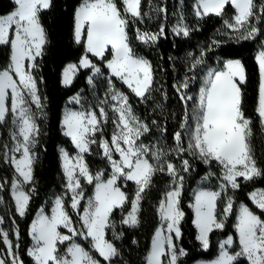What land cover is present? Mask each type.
I'll return each instance as SVG.
<instances>
[{
  "label": "snow or ice",
  "instance_id": "1",
  "mask_svg": "<svg viewBox=\"0 0 264 264\" xmlns=\"http://www.w3.org/2000/svg\"><path fill=\"white\" fill-rule=\"evenodd\" d=\"M122 7H118L117 0H81L74 14V38L77 43L86 40V54L79 64L83 68H92L96 73L100 69L89 59L87 53L104 58L106 52H111L112 59L108 61V68L112 75L119 77L136 96L146 98L153 84V68L147 59L134 54L129 44L128 26L130 18L143 19L141 12L142 0H120ZM17 7L6 16H0V44L11 43V65L0 70V122H4L9 111L15 113L13 123L17 131L13 132L12 146L4 144L0 147L4 151L6 162L14 165L17 177L11 181L12 196L15 200V209L23 217L26 215L32 197V191L25 190V185L34 182V163L36 155L33 148L38 143L40 134L39 125L31 112V104L42 107L41 97L38 94L37 81L31 74L36 67L35 61L41 56L43 46L47 42L46 31L41 23V13L52 6V0H15ZM235 10L234 22L225 21L226 26L233 31L246 30L244 39L254 38L261 32L253 23L259 20L257 10L264 13V4L257 5L256 0H197L195 14L198 17L215 14L222 15L226 6ZM161 12L166 9L161 8ZM247 26V27H246ZM186 25H177L173 28L176 35H189ZM10 32L14 38L10 40ZM164 34L161 27L157 33L140 32L137 30V39L149 43L157 41ZM259 65L260 82L258 86L257 115L264 122V50L259 51L256 57ZM25 61H28L26 67ZM203 63L196 59L189 71ZM78 70L77 65L71 64L64 71V84L72 83V78ZM203 86L199 89L197 104L196 126L192 130L191 140L186 149L181 144V132L174 134L178 147L177 154L191 150L204 162H218L223 168V180L220 191H199L195 196L193 207L196 212V226L199 229L198 239L204 249L209 247V234L214 229H223V219L217 217V201L222 192L229 188L238 189V178L252 180L264 176V169L257 167L252 154L250 137L252 135V120L245 115L242 109L241 84L246 81L245 67L240 60H229L225 70H210L206 73ZM18 78V79H17ZM89 77V82H91ZM190 77L177 86L181 93L180 99L187 103L191 96L185 95L183 90L189 87ZM11 93V108L6 103ZM27 97V98H26ZM113 100L119 101L116 106L118 120L117 132L113 133L110 141L105 139L101 147L103 155L109 160L112 174L107 180H102V173H91L84 160V153L90 151V145L96 140L92 137L100 131L101 121L96 112L69 111L65 114L63 124L65 135L71 137L79 153L73 159L65 151V169L67 175V189L71 193V209L80 207L84 198L81 177L88 184L95 183L94 199H89L88 206L83 212L82 223L85 231L80 232L73 226L72 217L65 209L63 197L55 201L52 215L41 212L39 219L32 224L35 246L30 255L35 258L36 264H101L89 251L78 243H71L66 253L61 255L59 245L65 241H73L74 237L83 235L91 238L92 247L104 261H111L119 255L117 247L106 239V230L114 228L111 216L114 210L130 204L126 218L121 223L135 226L139 223L138 213L142 194L150 187L152 178L157 172H167L172 176L174 187L166 193L165 200L159 204L161 217L168 221L167 235L164 230H158L151 245V252L147 264H177L179 256L186 255L183 249H178L173 242V236L179 238V227L184 212L180 210V196L184 177L179 174L174 163L162 162L164 155L161 149L154 146L138 144L137 141L144 133L149 132L147 124L142 123L132 114L128 105V98L123 93H116ZM79 103L78 97H73ZM102 116H106L100 109ZM155 123V122H153ZM183 128L184 125L182 124ZM113 153L119 154V159L113 158ZM11 154V155H9ZM17 154H19L17 156ZM155 161V163L153 162ZM189 161L182 160V170L188 171ZM135 182L137 189L134 198L128 197L121 190V179ZM179 182V183H177ZM6 179H0V190L7 186ZM2 199V197H0ZM251 199L260 210H264V191L253 192ZM233 212V200L228 198L222 213L226 216ZM264 212L258 215L248 206L239 208L238 240L240 251L229 252L227 245L233 244L229 237L220 245L219 256L212 264H235L239 257L244 256L250 264H264ZM4 217L0 216V224ZM61 226L68 229L70 234L60 231ZM16 235H19L17 229ZM118 238V237H117ZM0 239L8 246L12 256L11 264H24L13 252L14 245L9 234L0 229ZM167 245V247H166ZM15 247H18L16 245ZM167 257L165 262L164 258ZM0 264H7L0 258Z\"/></svg>",
  "mask_w": 264,
  "mask_h": 264
},
{
  "label": "trees",
  "instance_id": "2",
  "mask_svg": "<svg viewBox=\"0 0 264 264\" xmlns=\"http://www.w3.org/2000/svg\"><path fill=\"white\" fill-rule=\"evenodd\" d=\"M81 0H52V6L43 10L40 16L41 23L46 31L47 42L43 46L41 56L37 57L32 73L34 74L38 92L43 102V113L37 116L40 134L38 143L33 148L36 155L34 163V182L27 184V190L32 191L28 211L21 217L15 209L11 195V181L15 177L14 166L4 159L3 148L0 147V179H6L8 184L0 190V195L8 205L7 210L0 211L5 224L17 225L19 230V253L24 264H34L28 247L31 243L29 233L30 224L39 208H49L55 195L66 189V176L61 163V147L65 146L70 151L75 148L71 139L63 132L62 115L69 98L87 85L89 69H81L69 85H64L62 80L63 70L70 62L78 61L85 54L84 42L77 43L74 38V14ZM195 0H142L141 12L143 19L136 18L128 26L129 44L133 52L148 58L153 67V84L146 98L136 96L124 83L115 79L119 88L127 94L133 109L149 127V132L144 134L143 141L150 142L164 153L163 163H174L179 174L184 177V187L180 199V207L184 212L181 222L180 245L185 249L186 255L182 256L178 264H192L199 258L211 259L218 253L219 239L232 235L235 245L232 250L239 249L238 236L235 229L237 219V203H245L252 211L260 215V210L250 198L249 193L255 188H264V176L252 180L239 178L240 187L229 189L218 200L217 216L222 217L225 199L233 195L235 202L233 212L225 220L223 229H214L209 234L210 246L204 249L198 239V231L194 222V212L190 206L191 192L197 180L209 170L221 174L220 165L212 161L204 162L191 150L177 154L178 147L174 134L181 132V144L186 149L189 144V134L193 126V115L198 104V92L201 87L207 67L217 65L223 59H239L245 67L246 81L241 84L242 109L245 115L252 120L251 147L256 164L264 169V124L257 115L258 86L260 82L259 65L256 59L258 48L264 43V13L257 10L259 20H253L261 32L254 38L244 39L246 30L233 31L229 29L225 20L233 12L232 6H227L225 12L217 16L209 14L198 17L194 11ZM257 5L264 4V0H256ZM118 7H122L117 0ZM14 0H0V15H5L16 8ZM166 9L161 12L160 9ZM177 25H186L189 35H176L173 28ZM164 28V34L155 42L145 43L137 39V30L140 32L157 33ZM247 27V26H246ZM11 40V38H10ZM11 43L0 44V70L7 68L11 61ZM109 58L103 59L91 55L95 64H104ZM196 59L203 63L189 71ZM190 77L189 87L183 90L185 95L192 100L183 102L181 93L177 91L185 79ZM11 113H8L4 122H0V146H11V130L13 127ZM155 122V123H153ZM184 125L182 128L181 125ZM110 141V133L106 134ZM189 161L187 172L182 170V160ZM86 161L92 172L101 169L110 170L108 159L103 156L102 149L97 143L91 146L86 155ZM173 177L166 171L157 172L152 178V183L142 194L139 210V223L135 226L122 224L121 221L130 210V204L114 210L111 221L114 228L107 229L106 237L118 249L119 255L111 261H104L99 253L86 245L101 264H145L150 250L152 238L160 223L159 204L164 199L173 183ZM122 185V183H121ZM127 196L134 197L135 183L128 181L122 186ZM87 194V193H86ZM66 207L76 224L80 223V212L72 211L69 200ZM83 206L80 207V210ZM79 210V211H80ZM264 218V215H262ZM10 226L9 228H11ZM11 237L14 234L11 231ZM118 237V238H117ZM0 250L9 264L6 246L0 239ZM235 264H249L242 257Z\"/></svg>",
  "mask_w": 264,
  "mask_h": 264
},
{
  "label": "rangeland",
  "instance_id": "3",
  "mask_svg": "<svg viewBox=\"0 0 264 264\" xmlns=\"http://www.w3.org/2000/svg\"><path fill=\"white\" fill-rule=\"evenodd\" d=\"M15 1V0H14ZM196 4H197V0H195V3H194V9L196 7ZM17 7V6H16ZM227 7V6H226ZM15 10V9H14ZM14 10H12L11 12H13ZM195 11V10H194ZM11 12L5 14V15H0V16H6V15H9ZM235 15V10L233 8V12L231 14H228L227 17H226V20L225 21H228V22H234L233 21V17ZM10 38H14V35L10 32ZM81 42H84L85 44V54H86V40L85 39H82ZM80 43V42H79ZM261 50H264V43L258 48L257 50V55L259 53V51ZM84 54V55H85ZM135 54V53H134ZM83 55V56H84ZM89 59L91 60V53H87ZM139 57H143L144 59H147L148 61H150L148 58H146L145 56H142V55H138V54H135ZM82 56V57H83ZM105 56H109V58L104 62V64H95L92 60V63L98 67L100 69V72L99 73H96L94 71V69L92 68H83L82 66H80L79 62L80 60L82 59V57L76 61V62H70L68 65H66L65 69L71 65V64H75L77 65V68L78 70L76 71L75 75L73 76L72 78V82L74 81V79L76 78V76L78 75L79 71L81 69H89V74L87 76V85L86 87H83L79 92L75 93L74 95H72L69 100H68V104L65 106L64 110H63V115H62V126H63V132L65 134V127H64V124H63V120H64V116L67 112L69 111H84V112H89V111H94L96 112V115L98 117V119L101 121V123L98 125V127L100 128V131H98L94 137H92L93 139L96 140V143L98 141V138H99V146L100 148L102 149L101 147V144L102 142L106 139V134L107 133H110V135L112 136L113 133L117 132L118 129L116 127V123H117V120H118V112L116 111V106H118L119 104V101H115L113 100V96L116 94V93H123L125 96H127V94L125 92H123L119 86L117 85L115 79H117L119 82L121 83H124L119 77H115L112 75V72H111V69L108 68V61H110L112 59V54L111 52H106L105 53ZM100 58V57H98ZM102 59V58H100ZM229 60H239V59H231V58H227V59H223L222 61H220V63H218L217 65H212V66H209L206 68L205 70V73H204V77H203V81H202V84H201V87L203 86L204 84V81L205 79L207 78L206 77V73L210 70H225V65L227 63V61ZM12 61H10V64L9 66L11 65ZM28 61H25V65L27 67L28 65ZM151 63V62H150ZM152 65V64H151ZM8 66V67H9ZM7 67V68H8ZM5 68V69H7ZM153 68V67H152ZM65 69L63 70V78H64V71ZM4 70V69H3ZM32 70L33 68L31 69V74L33 75V77L35 78L34 74L32 73ZM153 76H154V73H153ZM89 77H91V82H89ZM18 79V78H17ZM36 79V78H35ZM37 81V80H36ZM64 83V82H63ZM125 84V83H124ZM65 85V84H64ZM69 85V84H68ZM127 86V84H125ZM38 87V85H37ZM128 87V86H127ZM200 87V88H201ZM39 94V92H38ZM40 95V94H39ZM41 97V96H40ZM73 97H78L79 98V103H76L74 100H73ZM27 98V97H26ZM128 98V105L131 107V111H132V114H134L136 117H138L140 119V121L142 123H145L143 120H141L140 116L137 114V112L133 109L132 105L130 104L129 102V97L127 96ZM197 98L199 100V92H198V95H197ZM41 102H42V99H41ZM9 106V108H11V93L9 91V99L8 101L6 102ZM31 107V112L34 114L35 116V119H36V122H37V116H40L42 115L43 113V102H42V107L41 108H38L35 104H31L30 105ZM100 109H103L104 110V113L106 114V116H102L101 113H100ZM198 111V108L196 106V109H195V112H194V115H193V126L191 128V131H190V134H189V143H190V140H191V134H192V130L195 128L196 126V113ZM9 113H11L12 117V123H13V120L15 119V113H12L11 111H9ZM146 124V123H145ZM264 124V122H263ZM17 131V125L13 123V127H12V130H11V135L13 132ZM146 134V133H144ZM67 136V135H66ZM144 136V135H143ZM143 136L140 137V139L137 141L138 144H144V145H148V146H154L153 144H151L150 142H145L143 141ZM69 137V136H68ZM71 139V137H69ZM72 141V139H71ZM73 143V146L75 148L74 151H70L67 147L63 146L61 147L60 149V153H61V163H62V168H63V171H64V174L66 176V181H67V175H66V169H65V160H64V155L63 153L66 151L69 155L70 158L73 159V162H74V158L77 156V154L79 153V149L75 146V143L72 141ZM14 144V141L12 140V144L11 146ZM93 144L90 145V149H91V146ZM155 148H157V146H154ZM34 151V150H33ZM90 152V151H89ZM84 153L83 156H84V160L86 161V155L89 153ZM102 153H103V149H102ZM252 154H253V151H252ZM11 155V154H9ZM19 154H17L18 156ZM104 156V155H103ZM254 157V155H253ZM113 158L114 159H119V154L118 153H113ZM255 159V158H254ZM109 162V160H108ZM155 163V161H153ZM87 163V161H86ZM218 165H220L218 162H217ZM88 165V163H87ZM109 165H110V170L109 171H106L105 169H101L97 172H92L89 165V170L91 171L92 174H96V173H102V177L101 179L102 180H107L111 174H112V168H111V164L109 162ZM14 166V165H13ZM258 167V165H257ZM220 171H221V174L219 175L218 173H216L214 170H209L206 174H204L203 176H201L195 186L193 187L192 189V192H191V201H190V206L192 207L193 209V212H194V222L196 221V212H195V208L193 207V205L195 204V196L196 194L201 191V190H204V191H220L221 190V185L224 183V180H223V168L222 166L220 165ZM17 177V174L15 173V177ZM239 179V178H238ZM128 181H125L123 178L121 179V181L118 182V184H120L121 186V190L125 192V194L127 195V192L123 189L122 186H125L127 184ZM95 183L96 181H94L92 184H88L86 179H84L83 177H81V185H82V191H83V199L80 201V207H82V209L80 210V207L78 209H75L72 211L74 212H80L79 214V217H80V223L76 224L73 220V217H72V222H73V226L77 229V231H80V232H84L85 229H84V226H83V223H82V216H83V212L84 210L87 208L88 206V201L89 199H94V195H95ZM122 183V185H121ZM135 183V182H134ZM179 183V182H177ZM183 183V187H184V182ZM67 185V184H66ZM27 185H25V190L27 191V188H26ZM174 187V184L172 183L171 184V187L169 189V191L172 190V188ZM183 187H182V190H181V196H182V192H183ZM135 188L137 189V185L135 184ZM11 189V188H10ZM231 189V188H229ZM136 191V190H135ZM261 191H264V188H262ZM260 191V192H261ZM87 193V194H86ZM227 192H222V194H225ZM11 195H12V190H11ZM181 196H180V199H181ZM0 197H2L0 195ZM58 197H63L64 199V204H65V209L68 211L67 207H66V201L69 200V203L71 204V193L69 192V190L65 189V191H63L62 193H59L57 195H55V197L53 198L52 200V203H51V206L49 208H46L45 206H42L41 208L38 209V211L36 212L31 224H30V227H29V233H30V237H31V243H30V246L28 247V253H30V250L35 246V241L33 239V233H32V224L39 219V216L41 214V212H43L45 215H48V216H51L52 215V211L53 209L55 208V201ZM166 197V195H165ZM165 197L163 200H165ZM231 197L232 200H233V206H234V202H235V199H234V196L233 195H228L226 196V199H225V204L228 200V198ZM13 200H14V197L12 196ZM134 198V197H133ZM162 200V201H163ZM219 200V199H218ZM0 205L2 207V209H5L7 210L8 208V205L4 202L3 200V197L2 199H0ZM14 205H15V200H14ZM238 205V204H237ZM236 205V207H237ZM217 208H218V201H217ZM217 208H216V213H217ZM80 210V211H79ZM180 210L182 211L181 207H180ZM130 211V210H129ZM69 212V211H68ZM159 214H160V211H159ZM229 214H227L226 216L223 214L222 217H218L219 219H223L225 220V218L228 216ZM0 216L3 217L1 211H0ZM127 214L125 215L124 218H126ZM138 217H139V213H138ZM111 219V218H110ZM181 222H182V219L180 221V224H179V227H180V230H181ZM168 221H165L162 217H161V214H160V223L155 231V234L152 238V242L153 240L155 239V235H156V232L158 230H161L163 229L164 230V235H167V231H166V225H167ZM196 225V223H195ZM10 226H12L11 224H5V220H4V223L3 224H0V229H3L4 232H7L9 234V239L12 241L13 245H14V248H13V252L16 254V256H18V258L21 260V256H20V253H19V239H20V235H16V231H17V225H13L11 228H9ZM197 227V226H196ZM11 231L13 232L14 234V238L11 237ZM60 231L64 234H70L69 230L68 229H65L61 226L60 228ZM197 231L199 232V229L197 228ZM106 234H107V230H106ZM181 237V236H180ZM180 237L177 238L175 236H173V242L176 244L177 248L178 249H183L185 251V249L180 245ZM107 239V237H105ZM226 238L223 237V238H220L219 239V248H218V253L215 257L211 258V259H205V258H199V260H203V261H207V262H210V264H212V261H214L220 254L221 252V248H220V245L222 243H224V240ZM78 243L80 244L82 247L85 248V250L89 251L91 255H93L91 253V251L89 249H87L86 245L90 246L93 250H95L93 247H92V244H93V241L92 239L89 237V238H85L83 235L81 236H77V237H74L73 238V241H65L63 244H60L58 247H59V252L61 255H64L66 253V249L71 245V243ZM201 242V241H200ZM238 243H239V240H238ZM16 245H18V247H15ZM152 245V243H151ZM235 245V242H234V238H233V244L232 245H227L226 247L228 248L229 252H233L232 248L233 246ZM5 246H6V254L9 258V264H11V261H12V256L9 254V251H8V246L7 244L5 243ZM210 246V244H209ZM167 247V245H166ZM240 250V246H239V249L237 251ZM96 251V250H95ZM150 252H151V247H150V250L147 254V257H146V263L147 264V258L148 256L150 255ZM186 253V251H185ZM0 254L2 256L3 259L4 256H3V253L1 252L0 250ZM33 261H34V264H36V261H35V258L33 256H31ZM182 256H179L178 258V262L180 260ZM95 258V257H94ZM242 258L239 257L238 259ZM165 262L167 261V257L164 258ZM202 261V262H203ZM177 262V264H178ZM201 264V263H200ZM203 264H209V263H203Z\"/></svg>",
  "mask_w": 264,
  "mask_h": 264
},
{
  "label": "crops",
  "instance_id": "4",
  "mask_svg": "<svg viewBox=\"0 0 264 264\" xmlns=\"http://www.w3.org/2000/svg\"><path fill=\"white\" fill-rule=\"evenodd\" d=\"M12 52H13V50H12ZM11 56H12V54H11ZM69 64V63H68ZM67 64V65H68ZM66 67V66H65ZM65 69V68H64ZM62 80H64V78H63V75H62ZM262 190V188H255L254 190H252L250 193H249V195H250V198H251V194L253 193V192H260ZM253 201V200H252ZM254 202V201H253ZM255 203V202H254ZM238 205H237V219H236V224L238 223V215H239V208H240V206L241 205H245V206H247L245 203H243V202H238L237 203ZM236 224H235V229H236ZM236 232H237V236H238V231H237V229H236ZM198 236H199V232H198ZM229 237H232L233 238V236L232 235H228V236H226L225 238V240H227ZM224 240V241H225ZM202 244V243H201ZM209 244H210V240H209ZM209 248V247H208ZM240 251V250H239ZM242 257H244V256H242ZM0 258H2V256H1V254H0ZM244 258H246V257H244ZM247 259V258H246ZM203 260H199V259H197V260H195L192 264H203V263H209L210 264V262H207V261H203ZM249 264H250V262H249Z\"/></svg>",
  "mask_w": 264,
  "mask_h": 264
}]
</instances>
